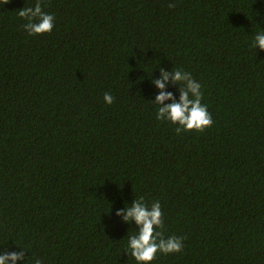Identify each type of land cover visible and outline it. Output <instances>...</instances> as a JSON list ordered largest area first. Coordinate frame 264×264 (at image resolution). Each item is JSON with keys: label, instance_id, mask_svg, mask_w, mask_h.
Instances as JSON below:
<instances>
[{"label": "trees", "instance_id": "obj_1", "mask_svg": "<svg viewBox=\"0 0 264 264\" xmlns=\"http://www.w3.org/2000/svg\"><path fill=\"white\" fill-rule=\"evenodd\" d=\"M40 2L37 35V0L0 3V254L138 264L116 212L143 198L184 238L151 264H264V0ZM161 68L201 85L211 127L157 119Z\"/></svg>", "mask_w": 264, "mask_h": 264}, {"label": "clouds", "instance_id": "obj_2", "mask_svg": "<svg viewBox=\"0 0 264 264\" xmlns=\"http://www.w3.org/2000/svg\"><path fill=\"white\" fill-rule=\"evenodd\" d=\"M11 0H0L2 5H7ZM169 7L174 8L175 4ZM19 17L27 22L23 28L29 35L50 33L54 27L55 17L43 11L40 0H37L35 6H25L18 10ZM255 48L264 50V33L255 36ZM171 82L174 86L179 85V101L172 92L166 91V84ZM152 83L160 90L155 98L158 105L157 119L167 120L173 124H178L177 134L181 131H204L205 128L213 124L212 115L209 113L206 105L202 104L201 85L195 81L191 74L179 69L171 72L160 69V78L153 79ZM104 100L111 105L114 97L104 94ZM172 101L165 104V101ZM117 216L123 218L125 222H135L139 231L129 236L128 249L131 257L138 264H151L156 258L158 252L164 254L180 253L183 250V237L175 235L164 238L162 232L156 231L157 228H163V213L159 201L150 206L143 201V198L135 199L134 203L123 210L116 212ZM25 259V251H4L0 254V264H17L18 261ZM34 264H43L42 260L37 258Z\"/></svg>", "mask_w": 264, "mask_h": 264}]
</instances>
